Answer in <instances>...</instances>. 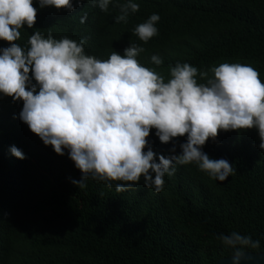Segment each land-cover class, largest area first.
Wrapping results in <instances>:
<instances>
[{
  "label": "trees",
  "instance_id": "obj_1",
  "mask_svg": "<svg viewBox=\"0 0 264 264\" xmlns=\"http://www.w3.org/2000/svg\"><path fill=\"white\" fill-rule=\"evenodd\" d=\"M264 253V0H0V264Z\"/></svg>",
  "mask_w": 264,
  "mask_h": 264
},
{
  "label": "water",
  "instance_id": "obj_2",
  "mask_svg": "<svg viewBox=\"0 0 264 264\" xmlns=\"http://www.w3.org/2000/svg\"><path fill=\"white\" fill-rule=\"evenodd\" d=\"M216 264H264V253H242L226 259H221Z\"/></svg>",
  "mask_w": 264,
  "mask_h": 264
}]
</instances>
